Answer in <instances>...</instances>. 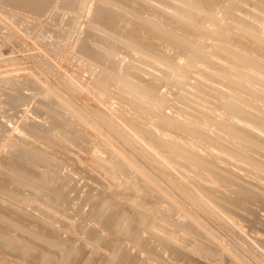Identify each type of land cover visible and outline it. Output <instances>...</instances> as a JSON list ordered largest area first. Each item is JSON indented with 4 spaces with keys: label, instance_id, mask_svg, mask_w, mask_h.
I'll return each mask as SVG.
<instances>
[{
    "label": "rangeland",
    "instance_id": "374dc122",
    "mask_svg": "<svg viewBox=\"0 0 264 264\" xmlns=\"http://www.w3.org/2000/svg\"><path fill=\"white\" fill-rule=\"evenodd\" d=\"M62 1L63 0H53V1L38 0L39 11L37 14L33 12H28L23 9L21 10L20 7L16 8L11 5L0 2V80H2L0 81V90L3 88L9 89V87L6 88L7 86L4 85L5 81H3V79L9 78L14 82H17L21 86L22 93L24 95L23 100L25 99L24 101L22 100L23 102H21L22 106L20 107H22V109L19 115H17V117L13 115L2 117L3 119L1 121L4 122L3 124L4 128L3 131L0 132V158H3L2 156H4V158H9L11 157L10 155L19 152L20 150H22V148H25L26 144L23 138H25V136L28 135L31 137V139L38 141L42 146L49 145V147H54L58 150L63 151L70 159V161H73L71 162L72 165L69 164L70 161L68 159L67 160L63 159L62 157L64 156L60 154L62 156L61 158L65 162L62 160L63 163L62 162L59 163L58 160H56L53 157H50V155L48 156L46 154L45 156V153L42 154L39 153V151L33 149L32 151L38 154L40 157L42 158L44 157L46 162L50 161L51 163L56 164V166L59 165L61 167L60 169L58 166L59 171L63 170L61 171V173L59 172L58 174H56V176L53 178L54 183L52 182V184L49 186V187L52 186L51 187L52 189L48 190V187L45 188L44 186H42L41 188H44L46 192L42 194L43 197L36 195L37 192H35L34 190L32 191V189L24 186H23L24 188L22 187L23 189L20 190L19 196L17 198L12 197L13 195L11 192L8 193V191H4L6 193H3L0 191V203L8 204L11 207H13L15 210L20 212V216H19L20 219L24 220V218L21 217L24 214L27 215L29 218H32L33 220L41 222V224L43 223L44 225H52L53 227H57V228L61 227L60 228L61 230L64 229L65 231H62L61 236H64L66 234V236L63 237L66 240L68 239L67 241H64L65 245L63 243L53 244L55 240L51 239L53 241L52 242L49 241V239H47L46 237H40L36 235L25 226H20L21 222L19 220L13 221L11 218L9 219L6 216L5 218L4 216L0 215V221L4 220L2 221L3 223H8L11 227V231L13 232L12 233L10 231L12 234L11 233L8 234L7 236L8 239L6 238H4L6 240H4L3 238L1 239L2 243L5 246L4 247L5 250H8V246L10 245L11 241L13 242L15 240L16 236L18 237V235L19 236L21 235L20 237H23L25 234L24 238L27 240L28 244H26V248L28 250L26 248L24 249V251L26 252L23 253L22 255L23 257L25 254H28L27 252L30 249L33 248V244L31 242L35 241L33 240V238H36L40 240V242L43 239L44 241H42V243H44L45 246L46 245L48 247L55 246L54 248H56L57 246V248L60 249V251L62 250L61 252L63 254H60V260L57 261L55 264H77V262L78 264H115V262L119 261L118 260L119 257L117 256L120 254V251L122 249V247L119 248L121 245H119L118 248L117 246H115L116 250L114 251V248L107 247L108 242H106V244L104 242L105 245L103 244L102 236L101 237L98 236V238L96 239V236L95 238H93L91 237V234L89 233H88L89 235L85 234L87 233L86 231L89 224L84 225L85 221L82 220L81 218L82 216L85 217L88 215H89L88 217L90 218V214L92 212L89 213V209L91 205H95L93 200H95L96 196L101 195L102 197L104 195L100 193L105 192V195L102 198L109 196L107 195V193L111 194L114 192L116 194V197L118 196L120 198L121 197L123 198V196L129 191L128 196L133 192L130 195L131 197L130 196L127 197L125 195L126 197L123 199L124 204L123 205L120 204L117 207L119 211L117 214H119V220H120L119 222L121 226L118 227L119 224L116 225L115 227H117V231L116 229L114 231H116V234L118 236V233L120 231L121 232L123 231L120 230L121 227L125 228L124 225L125 224L127 225L129 223V222L126 223L128 220L130 221L129 219L130 217H128V215L125 214L127 213V211L134 213V210L139 209L140 212L142 211V214L145 215L143 216L144 219H146L145 217H147L146 219V221L148 222L147 225L145 226L146 221L144 220L145 222L143 223L144 226H142L139 229V231H137V233L139 232L138 234L139 236L137 235L139 242L143 240V242H141L143 243L142 246L148 243L147 246L142 247L143 249L140 247L135 248L133 246L131 249V247L129 246L130 248L127 249L126 252L127 255L129 253L128 257L130 258L129 259L130 261H134V259L136 258L134 261L135 264L137 263L141 264L142 262H143L142 264H197V263L224 264L226 263L225 262L226 258L233 260L236 264H264L263 261L264 251L261 250V248L258 245L256 246L257 243H255V241H253V239L250 238L247 234L245 235V233L242 232L241 230V227L246 225L245 221L238 223L239 226H237L235 224H232V222H230L232 220H229V218L227 220L226 219L227 216L224 215L223 212L219 211L220 209L217 210L218 208L217 206L213 209V207L215 206L214 202L217 203V201L218 202L220 200L222 201V197L219 194L216 195L215 192L210 193V191L206 189L207 185H209L211 181V178H209L206 175L205 176L199 175V173L197 172H199L200 169L195 168L194 165L189 166V164H186L185 166L181 161L178 160L175 161L173 160L172 162V160H169L167 156L165 157L159 151H155L153 148L155 147L156 144L152 143V141H150L149 138L146 137L144 139L139 138L137 134L138 127L136 126V124H134L135 126H133L131 123H129V121H127L126 123L125 120L127 119H124V116L122 115V113L130 114V115L133 114V111L128 105V101L131 102L130 99L133 98V100L136 99L139 100L140 103L142 102L141 103L142 105L148 106L151 109L154 108L153 110L154 113L160 114V112H163L166 116L169 117V120L171 121L174 120L177 116V121H179V119H182L184 115L186 116L187 114H183L182 117V114L178 112L175 113L174 111L176 110V108L171 103L176 101V99L180 100V97H182L181 95H183V97H186L185 105H187V113H188L187 116L191 115V113L196 112L195 110L196 105H194L193 102H191L192 98L190 99V97H194V96H192L191 93L190 94L188 93L187 87L185 86L178 88L175 87L172 88V90L167 89L175 82V79L173 78L171 79L169 77V74L165 73L163 69L169 64H171L173 61L168 58H165L163 61L162 60L159 61L156 58L157 56L155 55L154 51L150 50L149 47L147 46L139 47L136 44H132V45L129 44L130 47L133 48L132 50L124 45V48H122V50L120 49V51L118 52L119 54L118 56H120L119 58L124 59L123 61L124 65L127 66L133 61H135L138 66L139 75L144 76L145 73L148 72L149 74L146 75L147 81L152 82V80L156 78L162 80V82L159 83V85L156 87V91L158 94L166 93L168 95L167 98L171 100L170 101L171 105L169 104L168 106L165 105L161 108H155L150 102V100L147 98V96L144 94H140L136 92L132 93L130 90H125V89L119 90L109 85L100 83L98 79L100 76L99 63L94 58V55L86 48H84V44L81 42V39L83 38L81 37L83 36V34H85V31L87 32L88 29L91 30L93 33L95 32L94 34L96 37L97 47L102 49L103 53L107 54L112 52L111 44L113 42L119 43L116 40L117 39L120 40L122 38V35H120L122 32H120V30L118 29L117 31L116 29L106 30L104 26H101L91 20L92 17L91 15L94 11L91 9V6L93 2L95 4L96 1L71 0L70 4L72 5L70 4L65 5L63 6V9L62 7H60L62 5ZM231 1L233 0H224V2L221 3V6H219L221 9L216 11L218 17H221L222 15L225 14L224 6H227L231 8L234 13H236L234 14L233 19L230 21V24H228V27L231 29V34L229 36H226L225 38L222 37L225 42L224 45L226 46V48L233 47L234 46L233 37L236 35H240L244 32V29L242 28L243 22H241L240 17L245 18L246 14L242 16L241 12L235 11L236 8L238 7L245 8L246 6H248L246 5L248 0H244L241 3L236 2L235 5L229 6ZM252 1H250V3H252ZM107 2H109V0ZM116 2L119 1L115 0L113 3L116 6L120 5L121 8H119L120 6H117L118 7L117 8L114 5L115 8L122 9L123 11H124L123 8L125 9L128 8V6L126 8L125 5H122L123 2L121 3V1L119 3ZM254 2L253 4L258 6L257 11L260 8L258 14H260L259 17L263 18L262 22L264 24V13H263L264 4L262 5L261 4L262 2L260 0L257 1L254 0ZM152 3H158L159 5L162 6L164 0H152ZM218 3H219L218 0H211L210 2V4H218ZM214 6L215 5H209V7H214ZM261 6H263L262 7L263 12L261 11ZM65 7H68L67 10L65 9ZM183 7L186 8V10L188 9L187 6H183ZM92 8H94V6ZM128 9L131 10L133 8L131 9L128 8ZM122 10L120 11L123 13ZM129 10H126V13L129 14L128 12ZM260 11L262 13H260ZM131 12L129 14V17L130 15H132L133 17L134 14V18H135L136 13L137 15H140V13L138 14V12H135L134 9ZM147 18L150 22L153 20L152 15H150V17ZM182 18L188 21V19H190V15L183 14ZM212 24L208 20H205V18L201 19V29L199 30V32H202L200 34L203 35L208 30H212L214 36L213 37L214 43L218 45V43H220L218 40L221 37V33L219 30L220 28L215 26L214 22H212ZM162 25L164 28H169L167 22H162ZM135 26H137V24H135ZM262 32H264V30ZM87 33L84 36L86 38H87ZM263 40H264V34H263ZM198 43L199 41H196L193 44L197 45ZM242 53L244 54L245 52L242 51ZM259 56L261 57L262 54H260ZM184 62L185 59H182L180 61L182 65L184 64ZM215 62L217 66L216 68L211 69L210 71L211 74L227 76V78L230 77L232 79H235L236 73L232 69L226 66L223 57H221L220 55H215ZM246 67L241 68L239 70L241 75H245V73L247 72ZM186 69L187 66L184 65L183 70ZM191 70L194 71L195 69L192 68ZM195 74L197 73H193L194 76ZM196 78L197 77L195 76L192 80L191 77L188 78L186 76L181 78V80L184 82L192 81V83H194V80ZM207 82L210 83V81ZM232 86L236 87L237 84L235 83ZM12 91L13 90L11 89L8 92L11 93ZM208 92H210V90H208ZM174 98L175 100H173ZM203 98L206 99L204 100L202 99L203 100L202 102L208 103L209 105L210 97L208 98L209 101L206 95H203ZM120 101L123 103H121ZM119 102L121 103L122 106L120 105ZM213 102L216 104L219 103V105L221 106L224 103L222 102L221 97L215 98ZM124 103L127 104L126 107L125 105L123 106ZM0 106H1L0 108H2L3 106L1 101H0ZM8 108L9 107H7L6 109ZM184 110H186V108ZM120 115L123 118L120 117ZM179 116L181 117L178 119ZM152 118L153 117H151V119ZM151 119L148 122H143L139 120V122L141 123V127L147 132L150 131L151 136L154 137V135L155 136L157 135L158 137L156 138L161 139L162 137L159 134L161 131L159 129L161 128L162 122L157 119H152V120ZM177 121L175 120L174 122ZM207 121L209 122L205 124V127L207 126L206 129L208 130V133L205 130L203 131L205 132L203 133L205 137L206 135L209 134V132L213 133V131H216L218 127L217 125L218 121L215 122V120L213 119H209ZM34 122L41 124L37 125ZM5 126L7 127V129L5 128ZM238 126H244L247 131L253 132V129L251 127V121L246 120V118L244 117L241 116L239 117L238 121L235 124V127ZM172 129L173 130L171 129L170 130L174 131L175 133L172 132L169 134V136L172 137L173 135H175L174 138H177L176 137L177 133L175 131L176 129L175 130L174 128ZM169 131H167V133H169ZM153 132L156 134H154ZM76 133L77 134L80 133V134L76 136L77 135ZM252 135L253 134H251L250 136ZM223 140L224 142H226L227 145H229L230 143L229 139L223 138ZM174 143L175 142L170 143L172 146H170L169 144L168 146L170 148L171 147L178 148L179 152L182 155H187L186 151L184 152V150H181L180 144L177 145L175 143L176 144L175 146ZM28 148L29 147L27 145V148L25 149ZM200 149L201 152L204 151V154L202 153V155L209 154V152H207L209 151V149L206 146L205 148H200ZM152 150H154L157 153H155L154 151L152 152ZM109 153L110 155H112V158L114 157L115 160L117 158L119 162L124 161L123 163L121 162L120 163L123 165L122 167L125 170H120L119 167H116V165L118 166L119 162H115L116 163L115 164L109 162L110 160L109 161L107 160L108 161L107 162L106 159H103L105 156H108ZM62 164L64 167L61 166ZM68 165L72 166L73 168L71 167V169L69 170ZM3 167L4 168H1L2 172H5L7 176L9 175L8 173L11 174L12 171L9 169V165L8 167L7 165ZM83 167L85 168V170ZM230 167L233 170L237 171L240 175L243 176L246 175L245 177L249 176L245 173V171H243L241 163L239 161L237 162L230 160ZM8 170H10L11 172ZM44 171L45 170L41 167V169L34 170L32 172V175L34 176L35 179L42 180L44 178ZM201 171H202V167H201ZM130 172L132 176L129 175ZM16 175L19 176V174ZM127 176L128 177L130 176L131 178L130 177L128 178ZM61 178H63L64 180ZM55 179H57V181H55ZM91 180L99 183L98 188L100 189H101L100 186L102 185L104 188H102L101 190H106V191L103 192L98 191L100 190V189L98 190L96 189L98 184H93L96 182H93ZM257 180L259 181V179ZM55 182H56V187L54 185ZM59 182L62 184V186ZM87 182H90V184L89 183L88 185L85 184L86 187H84V183ZM259 182L264 184V181H259ZM36 183H34V185H36ZM59 184L62 188L59 187ZM92 185H94V187L96 185V187L93 188ZM198 185H202L201 187L203 189L200 188V186ZM57 187L60 188L59 190L57 189L58 192L60 191L59 193L57 192L58 196L55 192ZM64 187H66V189ZM90 187H92L96 191L92 190L88 192V190L92 189ZM70 189L73 191H71ZM53 190L55 192V195ZM61 190L64 193H62ZM94 191L95 192L98 191V193L100 192L99 193L100 195L98 193H97L98 195L97 194L95 195ZM142 191H144L143 193L149 191L147 192L149 193L147 202L145 201L147 197L146 195L147 193L140 194V192ZM206 191L208 192L209 196H206L208 195ZM44 194L47 196H45ZM91 195H93L91 197L92 199L89 198ZM215 195L217 196V198ZM44 196L47 197L48 199L45 200ZM210 196L216 198V199L214 198L212 199V201H214L212 202L213 204H211L208 200H206L208 198L211 199L212 197ZM38 197L39 199H41V201L39 199L37 200ZM58 197H59V201H56ZM61 197L64 200L67 199L66 200L67 202H65ZM79 197H82L81 200H79L80 199ZM49 198H52L50 199L51 207L50 206L47 207V205L50 204V201L49 203L46 202L49 200ZM218 198H220V200ZM70 199L73 201H71ZM82 199H84V202L88 205H85V203L81 202L83 201ZM60 200H63L65 203L63 201H61L62 202L61 203ZM201 200L204 204L201 202ZM38 201H40V203ZM54 201L56 202V204ZM142 201L143 202L145 201L144 202L145 204L147 203L148 208L151 205L152 206L150 208L155 207L156 209L157 208L160 209L161 207V210L162 209L163 211L165 210L164 212H167L166 214L168 216L172 215L173 218L172 220L174 221L168 219L165 213L164 214L166 215V217L159 216L157 213L155 214V211L153 209H150L149 212L148 208L146 209V207L144 208V206H142L143 205ZM163 201L165 204L163 203ZM37 202L38 205H42V208L44 207L42 210L45 212L43 211L41 212L40 210L37 209L38 207ZM57 202L58 203L60 202L58 206H57ZM78 202L81 204H79ZM253 202L255 204L254 207L257 206L256 208H254L257 209L255 211H259L260 207H262L260 211L257 212V214L259 216L260 214L261 216H264L263 213L264 199H261L260 201L258 200L257 202L256 201ZM255 202L257 203V205ZM82 203L85 205V207L82 206ZM89 203L91 204L89 205ZM153 204L156 206H154ZM166 204L168 208L166 207ZM233 204L235 205L233 201L226 203L227 206H229L230 208L232 207L234 209L237 206L234 207ZM33 205H35L36 208ZM66 206H70V208L69 207L66 208ZM87 206L89 207V209ZM71 207H73L72 212L74 209H76L74 211L75 215L73 214V216L71 215L72 212H70ZM83 207L85 208L84 209L85 211L88 210L87 211L88 215L83 210ZM101 207L102 209L104 208V210L100 209L99 212L101 214L98 213V216H96L98 218L99 217L102 218V219L97 218L98 221L103 220L104 217L107 216V214L112 209H114L111 203L110 205L109 203L108 205L104 204ZM47 208L51 210L49 211L47 210ZM53 208L55 211L52 210ZM64 208H66V210L62 211ZM78 208H80L81 210L79 211ZM108 208L111 209L109 210ZM105 210L108 212L107 214L106 213L103 214L104 212H106ZM124 210L126 212H124ZM121 212L125 216H123ZM144 212H146V214ZM76 214L77 216L80 214L79 217H77ZM102 214L105 216H102ZM120 214L123 217H121ZM126 215L128 218L126 217ZM74 216H76L77 218ZM71 217H74L75 219ZM68 219L69 221H67ZM79 220L80 223H78ZM90 220L91 219H89V223L90 225H92L91 223L93 221ZM15 221H17V223ZM64 221H67L68 224L64 223ZM76 221L78 222L76 223ZM82 221H84V223ZM177 221H180L181 223L183 222V225L185 227L181 228L183 225L179 224L180 222ZM81 222L83 223V225ZM62 224L64 227L62 226ZM76 224L78 225L79 228L76 227L77 226ZM148 224L149 227L152 228L153 226V228H155V229L152 228V230L155 231L157 229L159 230V232L156 231L151 233L152 231L149 230L150 229L149 227H147ZM80 225H82V227H80ZM69 226L71 228H68ZM189 228L190 229L193 228V229L190 230ZM178 229L180 231H176ZM100 230L98 229V231L101 233L103 230L102 231ZM148 230L150 231L151 234L149 233ZM17 231H19V233ZM175 231L178 232L179 234L175 233ZM194 231L197 232L195 233ZM20 232L23 234H21ZM17 233L18 235H16ZM174 233L175 235H173ZM104 234L105 231L104 233L102 232V235ZM120 234L121 233H119V235ZM153 234L156 235L154 236ZM27 235L29 236V242H28V238L26 237ZM69 235L71 237H69ZM30 236L31 237L34 236V237L31 239ZM72 236L74 237V239L76 237V239L79 240L72 239L73 238ZM140 237H142V240H140ZM155 237L159 238V240L162 241V243L170 242L171 245L176 246L177 248L175 250L182 251L183 256H180L178 260L177 258L175 259V257L169 252V250L166 249L164 250L162 248L163 246L160 245L159 243L157 244L158 246L160 245L161 248H159L158 246L155 247L152 246L155 245L152 244L154 243V241H156ZM100 241L102 242L103 246L101 244L99 245ZM121 243L123 244V242ZM66 245H68V248ZM82 245L84 246L81 247ZM250 245H254L253 248H251ZM206 247H208L209 249L208 248L206 249ZM255 247L258 250H253L255 249ZM64 248H66L65 250L68 249L66 254L64 252ZM77 248L84 250L85 253L84 251H81V256L79 254H74L75 249ZM104 248L106 250H104ZM155 248L156 250H154ZM110 249H112V251H109L108 253L107 251ZM117 249L119 252H116ZM113 251L114 254L112 253ZM162 251L165 252L168 251V252L165 253ZM213 251L215 252V254L218 253L217 254L218 256H216L213 253ZM259 251H261L263 254ZM17 253L20 254L19 252ZM138 253H140V255H138L139 257L136 256ZM64 254L65 256L63 259ZM111 255H113L114 257ZM210 255L211 256L214 255L213 258ZM43 257L44 259L46 258L47 260H50L51 258L46 253L44 256L42 255V257H40L41 259L39 258L41 261L40 260L38 261L37 257L32 258L30 256V259H35V258L37 259V260L35 259V262L33 263H36L37 261L39 262L38 264L48 263L49 261L47 262L45 260H42ZM109 257H111L110 258L111 261H109ZM27 258L29 259V256ZM68 258L69 259L73 258L75 262H71V260H69ZM207 260L209 263L207 262ZM1 262L2 259H0V264H3ZM122 264H127V263H122Z\"/></svg>",
    "mask_w": 264,
    "mask_h": 264
},
{
    "label": "bare ground",
    "instance_id": "6f19581e",
    "mask_svg": "<svg viewBox=\"0 0 264 264\" xmlns=\"http://www.w3.org/2000/svg\"><path fill=\"white\" fill-rule=\"evenodd\" d=\"M47 1H53V0H47ZM94 1H96L95 4L93 2L94 5L92 4V6H91V9L94 10L92 15H91L92 16L91 20L93 22L101 25V26H104L106 28V30H108V29L109 30L116 29V31H117V29L120 30V32H122L120 35H122V38H123V39L121 38L122 40L121 39L120 40L115 39L119 43L113 42L111 44L112 52L105 54V53H103V50L98 48L96 45V37L94 34L95 32L93 33L91 30L88 29L87 30L88 33L85 31V34L87 33V38L84 37L85 34H83V36L81 37V38H83V39H81V42L84 44V48H86L88 51H90L94 55V58L99 63L100 76L98 79H99L100 83L109 85V86L116 88V89H119V90L125 89V90H130L132 93L136 92V93L144 94L147 96V98L150 100V102L152 103V105L155 108H161L165 105L168 106L171 103L170 102L171 100L167 98L168 95L166 93L158 94L156 91V87L159 85V83L162 82V80H160L159 78H156V79L152 80V82L147 81L146 75H148L149 73L146 72L144 76L139 75L138 74V71H139L138 66H137V63L135 61H133L132 63H130L129 65L126 66L123 64L124 59L119 58L120 56H118L119 55L118 52L120 51V49L122 50V48H124V45L132 50L133 48L130 47L129 44H131V45L136 44L139 47L140 46L141 47H145V46L149 47L150 50L154 51L155 55L157 56L156 58L159 61L160 60L163 61L165 58L171 59L173 61L171 64H169L168 66H166L163 69V71L165 73L169 74V77L171 79L172 78L175 79V82L167 88L168 90L169 89L172 90V88H175V87L178 88V87H184L185 86L188 88V93L189 94L191 93V95L194 96V97H190V99L192 98L191 102H193V104L196 105V108H195L196 112L191 113V115H189V116H187L188 115L187 105H185L186 97H183V95H181L182 97H180V100L176 99V101L171 103L176 108V110L174 111L175 113L178 112V113L182 114V117H183V114H187L186 116L184 115V117L182 119H179L181 117V116H179L178 117L179 121H177L176 115H174V116H176V118L171 121V120H169V117L166 116L163 112H160V114H156L153 111L154 108L151 109L148 106L142 105L141 104L142 102L140 103L139 100H136V99L133 100V98H132V99H130L131 102H129L128 100L127 101H128V105L130 106L131 110L133 111V114L130 115V114H125V113L121 112L122 115L124 116V119H127V120H125L126 123H127V121H129V123H131L133 126H135L134 124H136V126L138 127V133L137 134H138L139 138H142V139H144L145 137L149 138L150 141H152V143L156 144L155 147L153 148L155 151H159L165 157L167 156V158H169V160H172V162H173V160L174 161L178 160V161H181L183 163V165H185V166H186V164H189V166L194 165L195 168L200 169V171L197 172V173H199V175H203V176L206 175L209 178H211V181H210L209 185H207L206 189H208L210 191V193L215 192L216 195L219 194L222 197V201L220 200V198H218V199L221 202L217 201V203H215L214 201H212L213 198L214 199L217 198L216 195H215L216 198L213 196H210L212 198L211 199L208 198L206 200H208L211 204H213L212 202H214L215 206L213 205L214 206L213 209L217 206L218 207L217 210L220 209L219 211L223 212V214L227 216V217L225 216L227 220H228V218H229V220H232V221H230V222H232V224L239 226L238 223L245 221L246 225L241 227L242 232H244L245 235L247 234L250 238H252L253 241H255V243H257L256 246L258 245L261 248V250L264 251V216H261L260 213H259L260 216L257 214V212H259L262 207H260V209H259V206H258L259 211H255L257 209H254V208H256L257 206L254 207L255 204L253 202V201L257 202L258 200L260 201L261 199H264V184L259 182V181H264V59H263L264 57H262V56H264V40H263L264 32H262L264 30V24L262 22L263 18L259 17L260 14H258V11L260 10V8L257 11L258 6L254 5L255 4L254 0L253 1L248 0L246 3V5H248L249 7H252V8H249L248 6H246L248 8H246V7L245 8H239V7L236 8L235 11L241 12L242 16L244 14H246L245 18L240 17L241 22H243L242 28L244 29V32L240 35H236L233 37V40H234V46L233 47H230V48L227 47L226 48V46L224 45L225 42H224L223 38H225L226 36H229L231 34V29L228 27V24H230V21L233 19L234 14H236V13H234L231 8L224 6L225 14L222 15L221 17H218V15L216 14V11L221 9L219 6H221V3H223L224 0H218L219 1L218 4H210L211 0H164V3L162 6L159 5L158 3H152V0H116L119 2L121 1V3L123 2L122 5H125L126 8L128 6V8H130V9L133 8L135 10V12H138V14L140 13V15H137V13H136L135 18H134V14H133V17H132V15H130V17H129V14L131 11H133V9H131V10H129L128 8L125 9V8H123V6H122V8L124 9V11L122 9H117L118 8L117 6H120V5L116 6L113 3L115 0H109V2H107L108 0H94ZM243 1L244 0H233V1H231L229 6L235 5L236 2L241 3ZM250 1H252V3H250ZM260 1L262 2L261 4L263 5L264 0H260ZM0 2H3L4 4L11 5V6L16 7V8L20 7L21 10L23 9V10H26L28 12H33L35 14H37L39 11L38 0H0ZM70 2H71V0H63L62 5L60 7H62V9H63V6L70 4ZM119 2H116V3H119ZM253 2H254V4H253ZM70 5H72V4H70ZM114 5L117 8H115ZM209 5H215V6L209 7ZM93 6H94V8H92ZM183 6H187L188 9L186 10V8H184ZM68 7H65V9L67 10ZM262 7L263 6H261V11H262ZM119 8H121V6ZM120 10H122L123 13ZM126 10H129L128 11L129 14L126 13ZM261 11H260V13H262L264 11V8H263V11L262 12ZM124 12H125V14H124ZM183 14L190 15V19H188V21L184 20L182 18ZM150 15L153 16V20L151 22L147 18V17H150ZM204 18H205V20H208L211 24H212V22H214L215 26L220 28L219 30L221 33V37L218 40L220 42V43H218V45H216V43H214V38H213L214 36H213L212 30H208L203 35L200 34V33H202V32H199V30L201 29V19H204ZM162 22H167L169 28H164L162 25ZM134 23L137 24V26H135ZM196 41H199V43L197 45L193 44ZM242 51H244L245 53L243 54ZM260 54H262L261 57L259 56ZM215 55H220L221 57L224 58L226 66L228 68L232 69L236 73L235 79H232L230 77L227 78V76L213 75L210 73L211 69H214L217 66V64L215 62ZM182 59H185V62L183 65L180 63V61ZM184 65L187 66L186 70H183ZM244 67H246L247 72L245 73V75H241L239 70L241 68H244ZM192 68L195 70L194 71L191 70ZM193 73H197V74H195V76L197 78L194 80V83H192V81H189L188 79L187 80L190 83L184 82L181 80V78L186 77V76L188 78L191 77L193 80V78L195 77L193 75ZM197 75H199V76H197ZM0 81H2V80H0ZM3 81H5V84L4 83L3 84L7 86L6 88L9 87V89H4L3 85H2L3 89L0 90V101L3 104L2 108H0V132L3 131V128H4V126H3L4 122L1 121L3 119L2 117L8 116V115H13V116L17 117V115H19V113L21 112V109H22V107H20V106H22L21 102H23L25 100V99L23 100L24 95L22 93V88L17 82H14L13 80H11L9 78L3 79ZM207 81H210V83ZM235 83L237 84V86L233 87L232 85ZM10 88L13 90L12 91L13 93L8 92L9 90H11ZM184 89H186V88H184ZM208 90H210V92H212V93L208 92ZM191 95H189V96H191ZM203 95H206L207 99L210 97V101L208 99L209 105H208V103L202 102L204 99H206V98H203ZM220 97L222 98V102H224L222 106L219 105V103L216 104L213 102L215 100V98H220ZM173 100H175V98ZM208 101H206V102H208ZM121 103H123V102H121ZM121 103H120V105H121ZM173 103H175V104H173ZM188 103H189V101H188ZM5 105H7V106H5ZM124 105L126 107L127 104L124 103L123 106ZM7 107H9V108L6 109ZM185 108H186V110H184ZM151 112L154 114H152ZM240 116L246 118V120L251 121V127L253 129V132L247 131L244 126L235 127V124L238 121ZM120 117H122V116L120 115ZM151 117H153L152 119H157V120H160L162 122L161 128L159 129L161 131L159 133L162 137L161 139L156 138V137H158L157 135L156 136L154 135V137L151 136L150 131L147 132L146 130H144L141 127V123L139 122V120H141L143 122H148V121H150ZM5 119H6V117H5ZM209 119H213V120H215V122L218 121V124H217L218 127H217L216 131H213V133L209 132V134L206 135V137H205L203 134L205 132H203V131L205 130L208 133V130L206 129L207 126L205 127V124L209 122V121H207ZM175 120L177 122H174ZM34 123L37 125L41 124V123L38 124L37 122H34ZM5 128L7 129L6 126H5ZM172 128H174V130L176 129L175 130L177 133L176 137L178 139L174 138L175 135H173L172 137L169 136L170 133H172V132L175 133L174 131H171V130H173ZM214 130H215V128H214ZM167 131H169V133H167ZM153 133H152V135H153ZM79 134H77L76 136H78ZM154 134H156V133H154ZM251 134H253V135L250 136ZM223 138L230 140L229 145H227L226 142H224ZM23 139H24L25 144H26L25 148H27V145H28V147H29L28 149L22 148V150H20L19 152L10 155L11 157H9V158H4V156H2L3 158H0V165H1V167H0V191L3 193H6L4 191H8V193L11 192L13 195L12 197L17 198L19 196L20 190L23 189L24 187H27V188L32 189V191L34 190L35 192H37L36 195L43 197L42 194L46 193V192H45L44 188H41V187L42 186H44L45 188L48 187V190L52 189L51 188L52 186L51 187H49V186L52 184V182L54 180L53 178L56 176V174H58L59 172L61 173V171H63V170L59 171V169H58L59 165L56 166V164L51 163L50 161H48L50 163L46 162L44 157L43 158L40 157L38 154H36L32 150L35 149V150L39 151V153H42V154L45 153V156H46V154L48 156L50 155V157H53L56 160H58L59 163L62 162L63 159H66V160L68 159L69 161H70V159L67 157V155L63 151L58 150L54 147H49V145L42 146L38 141L31 139V137L28 135H26L25 138H23ZM173 142H175L177 145L180 144L181 150H184V152L186 151L187 155H182L179 152L178 148H173V147L170 148L168 146V144L170 146H172L170 143H173ZM176 144H175V146H176ZM181 145H182V147H181ZM205 146L209 149V151H207V152H209V154L202 155V153L204 154V151L201 152L200 148H205ZM176 149H178V150H176ZM154 150H152V152ZM155 153H157V152H155ZM60 154H62L64 157H62ZM103 159H106V161L110 160L109 162H111V163L119 162V160L117 158H116V160L114 159V157L112 158V155H110V153L108 156H105ZM230 160L237 161V162L239 161L241 163L243 171H245V173L249 176L245 177L246 175L245 176L240 175L237 171L233 170L230 167ZM69 161H66V162H69ZM71 162H73V161H70L69 164H71ZM120 162L118 163V166L116 165V167H119L120 170H125L122 167L123 165L121 164L124 161L121 163ZM6 165H7V167L9 165V169L12 171L11 172L10 170H8L11 172V174L8 173L9 174L8 176H7V174H5V172H2V170H1V168H4L3 166H6ZM61 166L64 167L63 164ZM68 166H69V170H70L72 166H70V165H68ZM200 166L202 167V171H201ZM41 167L45 170L44 171V178L42 180H37L32 175V172L34 170L41 169ZM187 167H188V165H187ZM59 168L61 169L60 166H59ZM84 170H85V168H84ZM16 174H19V176H17ZM129 175L132 176L131 172ZM87 177H88V175H87ZM61 179H63V178H61ZM257 179H259V181ZM58 180H59V178H58ZM55 181H57V179H55ZM67 181H69V180H67ZM91 181H93V180H91ZM93 182H96V181H93ZM34 183H36V185H34ZM88 183L90 184V182L84 183V187H86L85 184L88 185ZM60 184H59V187L62 186V184H61V186H60ZM93 184H98L97 187H96V185H95V187L97 190L100 189V188H98L99 183L96 182ZM54 185L56 187V182ZM130 185H131V183H130ZM198 186H200V188H202L201 187L202 185H198ZM92 187L95 188L94 185H92ZM92 187H90V188H92ZM100 187H101V189L104 188L102 185ZM64 188L66 189V187H64ZM93 188L90 190L87 189L88 192L95 190ZM57 189L59 190L60 188L57 187L56 191H55L57 196H58V193L60 191L58 192ZM101 189L98 191H101V192L106 191V190H101ZM54 190H53V192H54ZM71 191H73V190H71ZM98 191L95 192V195L98 193ZM144 191L140 192V194H146L147 192H149V191H146V193H143ZM55 192H54V195H55ZM61 192H62V190H61ZM128 192L125 194L127 197H129L133 193L132 192L128 196V194H129ZM51 193H52V190H51ZM62 193H64V192H62ZM100 194L105 195V192L100 193ZM148 194L149 193L146 194L147 195L146 200H145L146 202H147ZM207 194H208V192H207ZM66 195H67V193H66ZM104 195L102 197H104ZM107 195H109V196H107L108 198L105 197L107 199L102 198L101 195L96 196L95 200H93L95 205H91L90 209L87 206L89 209V213L92 212L90 214V218L88 217L89 215L87 214L88 210L87 211L84 210L85 205H88V204H86L84 202V199H82L83 201H81V202L85 203V205L82 203V206H84L83 210L86 212V214L88 216L83 217L81 215L82 216L81 219L85 221V223H84V221H82L84 223V225L89 224L87 227V231H86L87 233H85V234L89 233V234H91V237H93V238H95V236H96V239L98 238V236H100V237L102 236L103 237V240H102L103 244H104V242H105V244H106V242H108L107 247L114 248V251L116 250L115 246H117V248H118V246L121 245L119 248L122 247V249L120 251V254L117 256V257H119L118 258L119 261L115 262V264H122V263L135 264L134 261L136 258L134 259V261H130L129 260L130 258L128 257L129 253L127 255L126 252H127V249H129L130 247L132 249V246L135 248H138V247L142 248L144 246H147L148 243H146V242H145L146 245L142 246V244H143V243H141V242H143L142 237H140V240H142L140 242L137 238V235L139 234V232L137 233V231H139V229L142 226H144L143 223H145L144 220L146 221L147 217H145L146 219H144L143 216H145V215L142 214V211L140 212L139 209L134 210V213H132L130 211H129L130 212L129 213L127 211V213H125V214H127L128 217H130L129 218L130 221L128 220L126 222V223L129 222V223L127 225L126 224L124 225L125 228L121 227L120 230H123V231L122 232L120 231L119 233H121V234L119 235V233H118V236H117V234H116L117 227H115V226L118 224H119L118 227L121 226L120 222H119L120 221L119 220V214H117L119 212L117 207L120 204H122V205L124 204L123 199L126 196L124 195L123 198L122 197L120 198L118 196L116 197L115 192L111 193V194L107 193ZM10 196H11V194H10ZM45 196H47V195H45ZM45 196H44V198H45V200H47L48 198ZM92 196L93 195H91L89 198L92 199L91 198ZM206 196H209V194ZM52 198H54V197H52ZM52 198H49V200L46 202L49 203L50 199H52ZM79 198H80L79 200H81L82 197H79ZM38 199H39V197L37 198V200ZM55 199H53V200H55ZM144 199H145V197H144ZM149 199H151V198H149ZM39 200L41 201V199H39ZM63 200H60V202ZM66 200H64V201L67 202ZM40 201H38V202L40 203ZM56 201H59V197ZM71 201H73V200H71ZM231 201H233L235 203V205L233 204V206L234 207L237 206L236 207L237 209L236 208L233 209L232 207L230 208L229 206L226 205L227 202H231ZM38 202H37V205H38ZM144 202H143V205L141 203L140 204L142 206H144V208L146 207V209H147L148 208L147 203L145 204ZM156 202H157V200H156ZM201 202H202V200H201ZM203 202H204V199H203ZM59 203L57 202V206ZM91 203H93V202H91ZM91 203H89V205ZM108 203H109V205L111 203V205L113 206L114 209H112L109 213L107 212L108 210L106 209L107 211L105 210L106 212H104L103 214L108 213L107 216L102 214V216H105L104 219L101 221L100 220L98 221L99 218L100 219H102V218L101 217L98 218L96 216H98V213H100L99 212L100 209L104 210V208L102 209L101 206H103L104 204L108 205ZM163 203H164V201H163ZM46 204H45V206H46ZM55 204H56V202H55ZM79 204H81V203H79ZM205 204H206V202H205ZM258 204H260V203H258ZM50 205H51V201H50V204L47 205V207H49ZM228 205H230V204H228ZM256 205H257V203H256ZM33 206L36 208L35 205H33ZM92 206H94V207H92ZM154 206H156V205H154ZM63 207H65V206H63ZM67 207L70 208V206H66V208ZM77 207H79V206H77ZM150 207L148 208L149 212H150V209H153L155 211V214L157 213L159 216H165L166 217L167 212H164L165 210L163 211V209L161 210V207H160V209H158V208L156 209L155 207H152V208H150ZM163 207H164V205H163ZM166 207L168 208L167 204H166ZM43 208H42V205H38V207H37V209L40 210L41 212L43 211L42 210ZM66 208H64L62 211H65ZM72 209H73V207H71L70 212H72ZM78 209H79V211L81 210L80 208H78ZM47 210H49V209L47 208ZM52 210H54V208ZM75 210L76 209L73 210V212L71 214L72 216H73ZM43 212H45V211H43ZM52 212H50V213H52ZM124 212H126V211L124 210ZM54 213H56V212H54ZM144 213L146 214V212H144ZM263 213H262V215H263ZM77 214H76V216H77ZM214 214H215V212H214ZM0 215L4 216V217L6 216L9 219L11 218L13 221L19 220L21 222L20 226H25L31 232L35 233L36 235H38L40 237H46L47 239H49V241H52L51 239L57 241V242L52 241L53 244L54 243L55 244L56 243H58V244L63 243L64 244L65 243L64 241L68 240V239L66 240L65 238H63L66 236V234L64 232L63 233L65 235L61 236L62 231H65L64 229L61 230L60 229L61 227L57 228V227H53L52 225H44L43 223L41 224V222L33 220L32 218H29L27 215H24V214L21 216L22 218H24V220L20 219V217H19L20 212H18L17 210H15L13 207H11L8 204L0 203ZM79 215L77 217H79ZM122 215L125 216L123 213H122ZM122 215H121V217H123ZM127 215H126V217H127ZM76 216H74V217H76ZM74 217H71V218H74ZM167 218L170 220L173 219L172 215L171 216L167 215ZM89 219H91L90 221H93L91 223L92 225H90ZM80 220H79V222L76 221V223L77 222L80 223ZM2 221H4V220H2ZM2 221H0V259H2L1 263H3V264H38L39 263L38 261L41 259L40 257H42V255L44 256L46 253L49 255V257H51L50 260H47L46 258L44 259V257L42 260H45L47 262L48 261L51 262V263L48 262L49 264H52V263L55 264L57 261L60 260V254H63L61 252L62 250L60 251V249H58L57 246H56V248H54L55 246L52 247L51 245H50L51 247H48L47 245L45 246V244L42 243V241H44L43 239L40 242V240L33 238L34 236L33 237L30 236L31 239L33 238V240H35V241L32 240L33 242H31L33 244V248H32L33 251H32V249H30L31 248L30 247L29 248L30 250L27 252L28 254H25L23 257L22 256L23 253L26 252V251H24V249L26 248V244H28V243H27V240L24 238L25 234H24V236L22 235L23 237H20L21 235L20 236L18 235L19 231H17L18 233L16 234V235H18V237L16 236L15 240L13 242L11 241L10 245L8 244L9 245L8 250H5V248H4L5 246L2 243L1 239L2 238L8 239L7 236L12 231H11L10 225L8 223H3ZM67 221H69V219ZM67 221H64V223H67ZM172 221H174V220H172ZM15 222L17 223V221H15ZM177 222H180V221H177ZM177 222H176V224H177ZM61 223H59V224H61ZM83 223H82V225H83ZM93 223H94V225H93ZM147 223L148 222L146 221L145 226L147 225ZM63 224H62V226H63ZM179 224L183 225V222L182 223L180 222ZM226 224H228V223H226ZM82 225H80V227H82ZM76 227H78V225ZM147 227H149V224ZM183 227H185V226L183 225L181 228H183ZM68 228H71V227L69 226ZM83 228H82V230H83ZM85 228H86V226H85ZM149 228L148 229L152 231L151 233L156 232V231L159 232V230H157V229L155 231L152 230L153 226H152V228L151 227H149ZM98 229L99 230L101 229L100 231L103 230L102 231L103 233L105 231V234L102 235V232L100 233L98 231ZM115 229H116V231H114ZM153 229H155V228H153ZM191 229H193V228H191ZM141 230H143V229H141ZM176 231H180V230L178 229ZM176 231H175V233H178ZM67 232H68V230H67ZM80 232H81V230H80ZM82 233H83V231H82ZM149 233H150V231H149ZM175 233L173 235H175ZM21 234H23V233H21ZM45 234H46V236H45ZM13 235H15V234H13ZM92 235H94V236H92ZM157 236H158V233H157ZM201 236H203V235H201ZM26 237L28 238V242H29V236L27 235ZM69 237H71V236L69 235ZM76 237H75V239H76ZM6 239H4V240H6ZM31 239H30V241H31ZM72 239H74V237ZM146 239H148V238H146ZM155 239H156V241H154V243H152L155 245H152V246H154V247L158 246L157 243H159L160 245L163 246L162 248L164 250L165 249L169 250V252L175 257V259L176 258L178 259L180 256H183L182 251H176L175 249L177 247L174 245H171L170 242L169 243L168 242L162 243V241H160L159 238L155 237ZM76 240H79V239H76ZM184 241H185V239H184ZM100 242H99V245L101 244L103 246L102 242L101 243ZM121 242H123V244ZM74 243H75V241H74ZM32 244H31V246H32ZM76 244H77V242H76ZM160 245L158 246L159 248H161ZM29 246H30V244H29ZM66 246L68 248V245H66ZM83 246L84 245H82L81 247H83ZM253 246L254 245H250L251 248H253ZM72 247H73V245H72ZM97 247H98V245H97ZM75 248H76V246H75ZM207 248L208 247H206V249ZM65 249L66 248H64V252L66 254L68 249L67 250H65ZM69 249H70V247H69ZM93 249H94V247H93ZM98 249H100V248H98ZM97 250H96V252H97ZM104 250H106V249L104 248ZM154 250H156V248ZM253 250H258V249H256V247H255V249H253ZM81 251H84V250L77 248V249H75L74 254H79L81 256ZM109 251H112V249L108 250L107 252L109 253ZM114 251L112 252L113 254H114ZM15 252H16V254H15ZM17 252H19L20 254H18ZM116 252H119L118 249ZM131 252H133V251H131ZM162 252H165V251H162ZM167 252H165V253H167ZM259 252H261V251H259ZM84 253H85V251H84ZM213 253L215 254L214 251H213ZM65 254L63 255V259H64ZM135 254H136V252H135ZM217 254H215V255L218 256ZM82 255H84V254H82ZM138 255H140V253H138L136 256L139 257ZM28 256H29V259L27 258ZM30 256L32 258L37 257L38 261L36 263H33V262H35L36 258L30 259ZM38 256H40V257H38ZM111 256H113V255H111ZM213 256H211V257L213 258ZM117 257H116V260H117ZM47 258H48V256H47ZM110 258L111 257H109V261H111ZM127 258H128V260H127ZM133 258H134V255H133ZM69 260H71V262H75L73 260V258L72 259L70 258ZM45 261H44V263H45ZM263 261H264V259H263ZM207 262H208V260H207ZM225 262L226 263H224V264H236L233 260H230L227 258L225 259ZM48 263H46V264H48ZM77 264H78V262H77Z\"/></svg>",
    "mask_w": 264,
    "mask_h": 264
}]
</instances>
